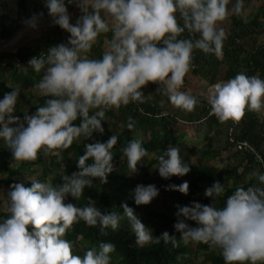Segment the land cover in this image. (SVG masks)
Returning a JSON list of instances; mask_svg holds the SVG:
<instances>
[{
  "label": "clouds",
  "instance_id": "obj_1",
  "mask_svg": "<svg viewBox=\"0 0 264 264\" xmlns=\"http://www.w3.org/2000/svg\"><path fill=\"white\" fill-rule=\"evenodd\" d=\"M74 2L82 14L72 23L67 5ZM242 3L238 0L237 7ZM227 4L228 0H45L52 22L70 36L66 43L31 57L27 65H18L22 71L31 68L42 73L34 89L47 100L21 119L14 115L19 87L5 93L0 98V141L14 161L35 160L41 150L67 148L81 135L88 138L94 132L103 133L106 109L144 102L143 88L150 82L160 85L172 105L193 110L197 96L180 88L194 50L221 53L227 33L218 25L227 14ZM42 16L34 13L24 22L36 29ZM185 31L190 36L182 38ZM109 32L102 56L90 57L98 37ZM207 102L220 121L239 120L246 109L264 112V78L241 71L218 80L210 86ZM78 119L80 123H74ZM126 126L135 128L133 117H128ZM118 140L113 134L107 141L85 144L77 160L78 171L65 173L62 184L33 179L30 186L23 182L11 185L7 215L0 217V264H111L114 243L102 241L79 255L65 236L80 220L99 224L101 231L115 230L121 214L102 211L90 198L83 207L67 198L78 200L96 179L107 183L114 171L112 149ZM147 153L142 138H133L123 147V156L135 172ZM156 169L165 179L191 171L174 145L158 157ZM252 175L259 183L235 188L221 207H217V198L226 189L219 180L205 189L212 203L178 205L174 228L180 238L219 248L226 264H264V172L257 169ZM167 187L187 194L189 182ZM159 191L155 184L140 183L132 190V199L136 205L150 204ZM120 207L138 244L159 243L161 238L177 243L168 231L154 236L127 201Z\"/></svg>",
  "mask_w": 264,
  "mask_h": 264
},
{
  "label": "trees",
  "instance_id": "obj_2",
  "mask_svg": "<svg viewBox=\"0 0 264 264\" xmlns=\"http://www.w3.org/2000/svg\"><path fill=\"white\" fill-rule=\"evenodd\" d=\"M13 2L8 6L9 0H0V41L6 40L25 25L24 21L34 13H43L42 17L48 15V9H44V5L38 0H13ZM80 15L71 20L76 22ZM180 22L182 23V21ZM48 32L47 35L35 40L32 44L20 47L13 52H0V98H3L5 93L12 91V88L19 87L20 95L14 113L16 116L20 117L25 112L34 113L37 107L46 102L47 97H35L24 92L27 87H34L41 78V73H36L31 68L25 72L16 67L15 64L5 63V61L9 59L13 62L16 59L25 60L34 54L47 51L53 45H58L61 42L66 43L70 36V33L54 23L51 24ZM263 32L264 7H260L259 11L247 18H243L241 15H231L221 53L217 55L205 53L199 49L194 50L189 70L193 74H199L207 79L209 84H213L221 78V80L232 78L241 71L248 75L258 74L264 78V40L259 41ZM189 36L187 31L181 34L182 38ZM110 37V32L102 33L98 37L97 43L91 50L96 53V58H100L103 54L104 38ZM159 87L158 83L152 82L144 86L143 91L147 98L142 103L132 102L128 105H122L118 109L115 107L106 109L105 121H102L103 133L94 132L88 138L81 135L79 138H83V141L78 138L67 148L54 149L52 152L41 150L35 160L21 161L19 165L14 166L15 161L10 149L3 141H0V174L3 175L2 181L8 191L15 182H23L26 186H30L31 177L24 178L27 175L33 176L32 179L62 184V176L65 173L71 175L78 171L77 160L80 155H83L85 144L107 141L113 134L119 137L117 144L112 149L114 171L109 174L107 183L103 184L99 179H96L90 188H85L84 194L78 200L71 196L67 199L69 202L83 207L90 198L96 202L102 211L120 213L122 216L120 225L115 230L109 227L105 231H101L99 224L88 225L84 220L74 223L67 230L65 238L73 242V251L76 254L83 255L86 249L93 246L98 247L102 241H110L116 245L115 252L111 254V264H181L180 257L190 252L188 243L180 238V233L174 228L176 221L171 219L168 220L169 226H158L157 223L150 221L149 218L152 213L149 210L146 213L147 221L142 222L153 230V235L159 236L168 231L169 234L177 237V243L165 242L161 238L159 243L138 244L136 235L131 230L128 219L123 215V209L120 207L123 202L127 201L139 217L144 214L142 207L149 208L148 204L136 205L132 199V190L138 183L130 171L127 159L123 156V147L127 145L128 141L133 138H142L144 146L148 149L147 155L153 156L148 167L155 166V170L158 171L156 169L158 157L163 154L167 147L177 146L180 153L184 147L183 143H179L176 122L202 120L211 109V105L205 104L203 108H199L201 106L199 103L191 111L176 107L171 104L168 96ZM130 116L135 121V128L133 129H128L126 126ZM74 123L79 124V119ZM237 127L239 131L236 138L249 142L259 150L264 159V121H260L259 118L247 113L238 120ZM221 140L224 144L223 150L226 152L233 150L239 155L240 165L231 164L220 170L208 162V155L213 157L215 153L210 152L208 154L206 152L202 155L205 157L204 162L190 163L191 171L187 175L164 179L162 187L176 184L177 180L181 178H187L189 180L188 201L193 202L199 195H202L200 203L210 204L212 200L205 195V189L219 180L224 183L226 189L225 193L217 198V207H221L224 205L227 196L235 188L258 184L257 178L251 176L258 169L253 163L252 157L247 153L236 151L223 138ZM6 215L7 212L0 209V217ZM157 217L167 219L160 214ZM197 250L204 252V262L207 264H226L219 248L198 242Z\"/></svg>",
  "mask_w": 264,
  "mask_h": 264
},
{
  "label": "rangeland",
  "instance_id": "obj_3",
  "mask_svg": "<svg viewBox=\"0 0 264 264\" xmlns=\"http://www.w3.org/2000/svg\"><path fill=\"white\" fill-rule=\"evenodd\" d=\"M41 2L40 0H38ZM45 1V0H44ZM12 3V0H9V4ZM44 5V9H47L45 3H42ZM238 0H228L227 4V14L225 18L219 22L220 27H223L225 31H227V28L230 23V16L231 15H241L243 18L251 17L254 13L260 10V7H264V0H243V3L240 5V7H237ZM69 13L71 14V18H76L77 13H81L80 9L76 7L74 8H69ZM76 15V16H75ZM72 23H75L74 21L71 20ZM51 23H44L40 24L38 28L33 29L31 27L23 30L21 34L16 38L10 45H8L6 48L1 50V52H6L10 53L15 51L16 49L20 47H24L25 45L32 44L35 40L42 38V36L47 35L50 31ZM264 40V35L262 34L259 37V41ZM2 41H0L1 43ZM5 63L9 64H14L13 60H6ZM42 74V73H41ZM25 93H30L31 95L35 97H39L40 95L38 92L34 89V87H27L26 90L24 91ZM25 114H22L20 117H24ZM183 126L180 125V130ZM80 141H83V138H79ZM184 144V148L181 151V156L186 157L187 161L190 162L191 164H199L201 162H204L205 157H199V155L196 153L195 149L198 147L194 144ZM223 152V151H222ZM227 155V153H225ZM153 156L147 155L143 158L142 162L137 165V171L135 172L134 169L130 168V171L134 174V179L135 181L140 184L145 182L147 184H155L159 189V195L152 200V202L149 205V208L142 207L143 213L140 218L142 221H147V216L146 213L149 210L150 213H152V216L149 218L150 221L157 223L158 226H169L168 220H175L177 221V211H178V205L183 206V205H190L192 202L188 201V193L184 194L180 191L177 190H170L167 186L162 187V182L165 178L161 177L159 174V171L155 170V166H149L148 164L152 160ZM218 159L214 161H209L210 164H215V165H221V162ZM21 163V161H15L13 164L14 166H17ZM229 164V163H227ZM225 164V165H227ZM232 163H230L231 165ZM148 167V169H146ZM220 167V166H219ZM36 168V167H35ZM253 178H257L255 175H252ZM31 177L30 180H33L31 175H27L28 178ZM3 175L0 174V209L3 211H6V205H7V187L2 181ZM258 179V178H257ZM184 180H189L187 178H181L177 180L176 184H181ZM146 184V185H147ZM202 199V195H199L194 201H199ZM163 215L167 217V219H163L161 217H157V215ZM160 220V221H158ZM188 223L192 226H195L194 221H188ZM197 243L198 242H193L189 241V249L190 252L188 254H185L180 257V263L181 264H207L205 263V254L204 252H200L197 250ZM214 249V248H211Z\"/></svg>",
  "mask_w": 264,
  "mask_h": 264
},
{
  "label": "crops",
  "instance_id": "obj_4",
  "mask_svg": "<svg viewBox=\"0 0 264 264\" xmlns=\"http://www.w3.org/2000/svg\"><path fill=\"white\" fill-rule=\"evenodd\" d=\"M40 1L42 3H45L44 0H40ZM76 7H77L76 4L72 6V8L74 9H76ZM79 14H82V13H77L76 15H79ZM106 39L107 38H104L103 40V44H102L103 51L105 50V47H106ZM89 56L92 58H96V53L94 51H91L89 53ZM211 85L212 84H209L207 79L200 76L199 74L195 75L191 72V70H189L184 77V83L181 86L180 90L189 92L190 94L197 96L199 100L198 103L201 104L199 108H203L204 104L210 105L207 102V95L209 94ZM247 113L259 118L260 121H264V112H256V111L246 109L245 114ZM176 125L178 129L179 143L196 145L198 148L195 149V151L199 155V157L200 156L202 157V155H204L206 152L208 154L210 152L212 154L215 153L213 157L208 155L209 157L208 162L214 161L218 159L219 157L220 158L219 161L221 162V165H215V164H212V165H215L220 170H223L227 165H230V163H232V165L241 164L240 157L239 155H237V153H235L233 150H227V152L226 150H223L224 144L222 143L221 139L223 138L224 140L226 131L230 123L228 122V120L220 121L214 114H211V109H210L209 114L202 120L195 121V122L177 121ZM180 125L183 126L181 130H180ZM238 129L239 128L236 127L235 134H237V132L239 131ZM209 141H211L210 144H208ZM225 153H227V155H225ZM183 158L184 160L187 161L186 157H183Z\"/></svg>",
  "mask_w": 264,
  "mask_h": 264
},
{
  "label": "built area",
  "instance_id": "obj_5",
  "mask_svg": "<svg viewBox=\"0 0 264 264\" xmlns=\"http://www.w3.org/2000/svg\"><path fill=\"white\" fill-rule=\"evenodd\" d=\"M263 35H264V32H263ZM39 54H41V53L34 54L25 60L16 59V60H14V64L18 68H19L18 65H20V64L27 65V63L31 57L37 56ZM228 121H229L230 125L226 131V137L224 140H226L228 144L232 145L236 151H238L240 153L249 154L252 157V160H253V163L255 164V166L258 167L260 172H264V162H262V161H264V159H263L261 153L259 152V150L256 149L253 145H251L246 140H240V139L236 138L235 130H236V127L238 125V120L230 119Z\"/></svg>",
  "mask_w": 264,
  "mask_h": 264
},
{
  "label": "water",
  "instance_id": "obj_6",
  "mask_svg": "<svg viewBox=\"0 0 264 264\" xmlns=\"http://www.w3.org/2000/svg\"><path fill=\"white\" fill-rule=\"evenodd\" d=\"M76 3L74 2L73 4H69L67 5L68 9L71 8L73 5H75ZM52 22V18L49 16V14L45 17H41L40 21H39V25L40 24H44V23H51ZM29 28V26L27 24L23 25L22 27H20L18 30H16L9 38H7L6 40L2 41L0 43V52L1 50H3L4 48H6L8 45H10L16 38H18V36L21 34V32L25 29ZM163 90V89H162Z\"/></svg>",
  "mask_w": 264,
  "mask_h": 264
}]
</instances>
